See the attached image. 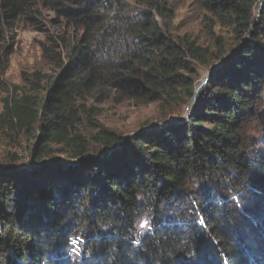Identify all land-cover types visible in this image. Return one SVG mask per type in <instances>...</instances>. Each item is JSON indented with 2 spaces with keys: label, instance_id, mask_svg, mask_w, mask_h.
Instances as JSON below:
<instances>
[{
  "label": "trees",
  "instance_id": "16d2710c",
  "mask_svg": "<svg viewBox=\"0 0 264 264\" xmlns=\"http://www.w3.org/2000/svg\"><path fill=\"white\" fill-rule=\"evenodd\" d=\"M135 1L141 7L131 11L121 0H0V86L20 24L41 30L51 13L61 29L41 43L58 73L24 77L30 87H16L2 106L4 119L39 135L31 164L0 165V264H264L257 0H192L242 45L205 82L187 119L126 139L102 128V157H88L73 136V105L84 94L106 88L148 103L180 88L192 97L186 58L206 64L225 55L165 30L159 20L175 0ZM39 83L46 92L37 99L30 90ZM43 139L79 141L83 160L62 168L43 159Z\"/></svg>",
  "mask_w": 264,
  "mask_h": 264
},
{
  "label": "rangeland",
  "instance_id": "374dc122",
  "mask_svg": "<svg viewBox=\"0 0 264 264\" xmlns=\"http://www.w3.org/2000/svg\"><path fill=\"white\" fill-rule=\"evenodd\" d=\"M121 1L131 11L141 7L135 0ZM259 1L257 0L254 5V20L256 21L259 18L257 13ZM263 7L264 0L261 3L259 15ZM173 8V13L169 12L159 20L173 37L178 40L187 38L213 54H216L217 49L220 48L225 51L222 60H225L237 47L230 28L219 27L215 19L192 0H175ZM52 16L51 13L43 16L44 22L41 30L20 24L9 39L12 52L4 73L3 83L0 86V165L21 164L26 166L32 163V152L38 143L39 131L34 129L26 131L11 124L4 119L2 106L4 100L16 87H30L23 80L24 77L32 80L36 72L50 76L58 73L57 68L45 60L41 49V43L47 35L61 34L59 27H53V23L48 22ZM57 52V50L54 51L55 54ZM186 60L191 64V71L184 76L194 85L192 97L189 96L187 90L176 88L174 93L166 98L163 97L161 101L144 103L136 98L124 97L123 93H119L120 90L110 91L105 88L100 89V92L90 91L78 98L73 105L75 115L73 136L83 139V148L88 150L87 156H104L102 153L106 150L98 139V132L102 128L126 139L136 132L153 128L164 120L177 122L180 119H187L192 108L197 105V95L205 86L204 81L208 79L215 64L221 60L209 61L206 64L193 60L191 57H187ZM34 83H36L35 80ZM30 91L39 99L45 95L46 84L39 83L34 90ZM40 145H44L43 155L45 157L43 159L58 161L57 163L60 164L58 166L67 163L80 164L83 160L82 157L77 156L81 149L79 141L73 142V145H65L43 139ZM70 155H73V158L69 157ZM36 166L40 167V164L37 163ZM76 243L77 241L74 240V249H77Z\"/></svg>",
  "mask_w": 264,
  "mask_h": 264
},
{
  "label": "water",
  "instance_id": "95a60500",
  "mask_svg": "<svg viewBox=\"0 0 264 264\" xmlns=\"http://www.w3.org/2000/svg\"><path fill=\"white\" fill-rule=\"evenodd\" d=\"M263 0H260L259 1V4H258V16H259V10L261 9V3H262ZM256 20H254L253 24L255 23ZM249 36V33L244 37L243 40H245L247 37ZM242 45V42L232 51V53L225 59V60H221L219 62H217L215 64V66L213 67L212 71H211V74L207 77L208 79L211 77L212 73H214L220 66H222L223 64L227 63L229 58L238 50V48ZM208 79H206L204 82H206ZM199 89V87L195 90L197 92V90ZM196 97L194 96L193 97V100L195 101ZM181 120V119H180ZM119 147V144L115 145L114 147H112L110 149V151L108 153H112L114 150H116L117 148ZM77 164L76 163H67V164H64L62 165L61 167L62 168H68V167H71V166H76Z\"/></svg>",
  "mask_w": 264,
  "mask_h": 264
}]
</instances>
